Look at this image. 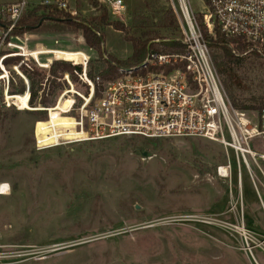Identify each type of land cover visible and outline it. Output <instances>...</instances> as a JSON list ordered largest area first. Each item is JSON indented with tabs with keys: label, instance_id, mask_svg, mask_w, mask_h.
<instances>
[{
	"label": "rangeland",
	"instance_id": "1",
	"mask_svg": "<svg viewBox=\"0 0 264 264\" xmlns=\"http://www.w3.org/2000/svg\"><path fill=\"white\" fill-rule=\"evenodd\" d=\"M69 1L78 11L76 20H90L107 8L104 0ZM124 2L122 19L109 13L131 33L182 38L180 26H159L169 7L175 11V0ZM189 2L196 14L207 10L206 0ZM54 25L47 22L50 28L28 32V47L41 42L49 50L51 45L76 63L89 55L88 71L98 64L99 55L81 30ZM102 32L108 54L119 60L132 54L123 32L111 26ZM41 71L43 84L51 69ZM66 73L71 75L64 72L61 77ZM13 75L19 90L21 80L15 71ZM42 84L35 109H27L30 105L20 97L19 108L9 107L0 94V182L10 186L7 195H0V244L10 253L4 264H264V175L256 164V185L242 164L241 188L233 150L227 154L221 143L200 137L156 141L120 136L39 151L34 127L43 119L37 113L45 107L38 103L47 88ZM58 111L52 110L51 123L69 124L71 119ZM51 123L39 122L38 134ZM225 136L229 139L226 129ZM228 155L234 168L231 182L217 173ZM259 163L264 171V161ZM243 225L251 249L235 228Z\"/></svg>",
	"mask_w": 264,
	"mask_h": 264
},
{
	"label": "built area",
	"instance_id": "2",
	"mask_svg": "<svg viewBox=\"0 0 264 264\" xmlns=\"http://www.w3.org/2000/svg\"><path fill=\"white\" fill-rule=\"evenodd\" d=\"M175 1L174 9L178 15L181 39L187 44L188 51L183 54L149 53L140 66L120 69V76L103 81L99 97L96 86L102 80L100 76L95 79L89 76V55L84 56L79 63L69 61L82 67L81 71L75 70L79 79L74 80L68 73L64 77H58L57 80L64 84V89H61L55 104L39 108L47 112V118L35 123L34 140L37 150L120 136L145 139L200 137L221 143L227 154L228 149L233 150L241 188L242 164L256 185L253 164L264 175L259 163L264 161V109L254 115L232 106L189 0ZM104 2L114 17L122 19L126 12L124 0ZM206 2L207 10L202 14L208 32L215 35L218 27L227 37L237 39L236 43L230 44L234 53L240 56L256 53L264 60V0ZM69 3V0H18L10 4H0V94L9 107L19 108L13 96L23 99L26 95L30 105L27 109L37 108L30 104L31 81L21 65H26L31 70L50 71L53 62L67 61L60 55V50L51 45V49L45 50L43 47L48 46L37 42L35 48L30 49L27 33L15 35L13 31L23 16L39 5L52 8L69 7L72 16L78 17V11ZM23 36L26 39L21 42ZM240 41L247 44L242 53L238 49ZM18 57L21 58L19 63L7 62ZM14 71L25 85L23 93L11 91L12 84L17 83ZM48 79L46 77L44 85H47ZM56 108L59 115L71 119L69 124L51 123V112ZM39 122L51 124L38 134ZM225 129L229 133V139L225 136ZM217 173L232 181L234 168L229 155L228 161L218 166ZM8 185L0 182V195H6L10 191ZM241 196L243 200V194ZM241 207L243 210V201ZM3 248L5 246L0 244V264H4L3 258L10 256Z\"/></svg>",
	"mask_w": 264,
	"mask_h": 264
},
{
	"label": "trees",
	"instance_id": "3",
	"mask_svg": "<svg viewBox=\"0 0 264 264\" xmlns=\"http://www.w3.org/2000/svg\"><path fill=\"white\" fill-rule=\"evenodd\" d=\"M95 6H101L95 3ZM202 32L208 42V47L213 58L215 69L220 77L224 90L226 91L232 106L238 110H256L264 109V60L256 53L246 56H240L234 53L230 44L236 43L237 39L227 37L218 27H216L215 35L208 32L203 22V14H196ZM47 22H51L54 27L66 25L73 30H81L86 44L98 55V64L90 67L89 76L95 79L101 77L102 82L97 84V97L101 95L103 89V81L116 78L120 75V68L135 67L141 65L149 53H186L188 51L187 44L178 38L160 37L158 33L145 31L143 34L137 35L131 33L129 26L120 21L112 19L107 8L102 7L100 15L92 17L90 20H76L70 8L49 7L39 5L29 10L21 19L19 25L13 31L15 35H24L28 32L38 31L46 26ZM111 26L116 30L124 33V38L132 46V54L124 59L119 60L108 54L104 47V34L102 29ZM159 26L166 29H178L179 22L176 12L169 7L162 15ZM46 28H50L46 26ZM164 47V48H163ZM247 44L239 43L238 49L242 53L246 50ZM21 58L9 59L8 63H19ZM22 70L31 81V102L35 104L38 100L39 91L42 89V82L45 74L40 69L31 70L26 65H21ZM79 65H72L69 61L59 60L53 62L48 79L47 88L42 92V96L38 103L45 107H49L55 100L53 97L57 95L58 90L63 88V84L57 81L64 72H70L74 80H78L75 70L81 71ZM259 74H256V73ZM262 73L263 77L260 75ZM21 80V79H20ZM21 89L16 90L14 83L12 84V93H23L25 85L20 81ZM41 116L47 118L45 111ZM142 138V137H141ZM151 139V140H160Z\"/></svg>",
	"mask_w": 264,
	"mask_h": 264
},
{
	"label": "bare ground",
	"instance_id": "4",
	"mask_svg": "<svg viewBox=\"0 0 264 264\" xmlns=\"http://www.w3.org/2000/svg\"><path fill=\"white\" fill-rule=\"evenodd\" d=\"M13 98L16 99V103H17L18 106H20V100H21V102H23L24 99H25V97H23V99L20 98V100H19L17 96H13ZM24 104H25V106H28V105H29V104L27 103V97H26V100L24 101ZM8 186H9V185H8ZM8 186H6V187H8ZM8 190H9V188H8ZM8 193H9V191L6 192V195H7ZM236 227L239 229V231L242 232V234H243L245 240H247V243H248L249 238H248L247 234L244 233V232H246L245 227H244V226H242V227L235 226V228H236ZM244 234H245V235H244ZM248 246H249V243H248ZM248 249H251L250 246H249ZM252 254H253V253H252Z\"/></svg>",
	"mask_w": 264,
	"mask_h": 264
},
{
	"label": "crops",
	"instance_id": "5",
	"mask_svg": "<svg viewBox=\"0 0 264 264\" xmlns=\"http://www.w3.org/2000/svg\"><path fill=\"white\" fill-rule=\"evenodd\" d=\"M16 1H18V0H11V1H8V2H6V3H1V4H10V3H13V2H16ZM75 9V8H74ZM24 97H26V96H24ZM24 102V101H23ZM257 261V260H256ZM257 264H259V262L257 261Z\"/></svg>",
	"mask_w": 264,
	"mask_h": 264
}]
</instances>
